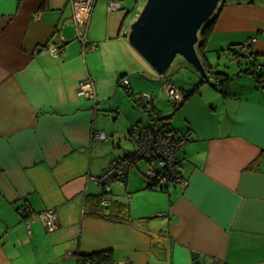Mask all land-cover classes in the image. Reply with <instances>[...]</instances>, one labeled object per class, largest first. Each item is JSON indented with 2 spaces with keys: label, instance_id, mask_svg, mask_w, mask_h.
<instances>
[{
  "label": "crops",
  "instance_id": "crops-1",
  "mask_svg": "<svg viewBox=\"0 0 264 264\" xmlns=\"http://www.w3.org/2000/svg\"><path fill=\"white\" fill-rule=\"evenodd\" d=\"M93 11L84 21L73 0H0V264H79V253L107 250L111 264H264V82L236 75L231 95L220 93L225 111L218 98L211 112L213 129L206 115L208 125L177 152L184 180L150 188L131 137L148 123L128 125L135 150L116 156L112 97L121 73L134 93L133 59L136 70L164 78L120 34L128 8L101 31L91 28ZM234 42L264 59V1L223 6L207 43L211 63ZM53 44L60 55L47 49ZM88 77L100 102L80 92ZM150 96H132L149 115ZM132 157L105 193L99 177ZM114 201L128 204L132 221L111 216ZM47 208L58 215L54 231L38 215Z\"/></svg>",
  "mask_w": 264,
  "mask_h": 264
},
{
  "label": "rangeland",
  "instance_id": "rangeland-1",
  "mask_svg": "<svg viewBox=\"0 0 264 264\" xmlns=\"http://www.w3.org/2000/svg\"><path fill=\"white\" fill-rule=\"evenodd\" d=\"M144 0H121L122 10L118 9L115 11H110L108 0H97L96 5L94 6V19L91 28L97 27L102 24V27L99 31L104 29V25L110 17H113L115 14L123 15L125 13V9L128 8L130 10L129 14L125 17L124 25H129L136 17V9L140 8L143 4ZM240 42H234L233 45H238ZM231 45V44H230ZM101 48V44L97 48H92L90 51H96ZM99 52V51H98ZM218 53H220L221 58L218 57ZM215 55L216 62L215 66L219 69H224L226 72L230 73L233 76L232 82L237 81L236 71L240 68H245L249 61V58L242 57L241 64H239V60L234 58L228 51H220ZM101 54V53H99ZM136 57L141 62L147 63L141 55L138 53ZM131 69L127 71L129 74V80L131 81L132 91L137 93L138 96L142 95L143 92L148 93L149 95H153L154 104L164 113L165 117H170V119L165 118V121H170L171 125L175 127L178 133L186 134L189 136L188 142L194 138L193 134H191V130L195 129L197 126H207L208 122L204 117L206 115L210 119V123L213 129V122L218 118L215 114L211 115V112L217 108L218 98L219 104L221 106V99L223 98L220 92L215 89L213 86L205 83H200V74L198 71L192 66L194 71L187 68V62L178 59L175 62L174 68L172 72L163 77H153L148 72H144V68L140 70H136L135 66L138 65L135 59L132 60ZM141 65V64H140ZM150 67V65L147 63ZM126 70V69H125ZM126 73V74H127ZM157 74V73H156ZM249 75L251 80L257 82L255 76L250 73H244ZM174 84L179 88H193V86H198V90H196L192 95H190L185 103L179 107V109L175 110V100L170 96L168 85ZM149 97V96H148ZM151 98V96L149 97ZM224 99V98H223ZM112 101L114 103V112L119 111V117H117L116 113L113 112L111 115V125L114 127L113 132L120 135L115 137V155H123L126 151L133 152L135 150V145L132 139L130 138V134L128 132V125L131 123L137 122L139 119L144 123H149L154 120H149L148 111L142 112V107L138 104V101H135L130 93V90L127 91L124 84L117 83V91L112 97ZM181 102V101H180ZM179 102V103H180ZM181 104V103H180ZM149 109L152 108V103L149 102ZM179 106V105H178ZM225 111V107L222 109ZM200 114L201 119L196 120L195 115ZM116 116V119H115ZM192 122V125L191 123ZM110 135V133L108 132ZM192 135V136H191ZM187 142V143H188ZM103 143L111 144L112 140L103 141ZM183 147V146H182ZM112 148V147H111ZM112 150V149H111ZM108 152V151H107ZM113 154V152L111 151ZM132 164L130 167H132ZM136 166L140 168L144 173L147 171L149 165L148 163L140 159ZM134 165V168L137 169ZM112 184V183H111ZM114 187V185H113Z\"/></svg>",
  "mask_w": 264,
  "mask_h": 264
},
{
  "label": "water",
  "instance_id": "water-1",
  "mask_svg": "<svg viewBox=\"0 0 264 264\" xmlns=\"http://www.w3.org/2000/svg\"><path fill=\"white\" fill-rule=\"evenodd\" d=\"M227 1L144 0L128 25L126 39L163 77L172 72L178 59L193 66L200 76L208 77L198 46L204 28Z\"/></svg>",
  "mask_w": 264,
  "mask_h": 264
},
{
  "label": "built area",
  "instance_id": "built-area-1",
  "mask_svg": "<svg viewBox=\"0 0 264 264\" xmlns=\"http://www.w3.org/2000/svg\"><path fill=\"white\" fill-rule=\"evenodd\" d=\"M74 4H77L79 8L83 10L84 21L89 18L97 0H73ZM110 11L122 9V3L120 0H108ZM139 8L136 9L137 13ZM81 19L80 16H78ZM128 32V25H124L120 34L126 37ZM81 39L85 44H88L86 36L81 34ZM92 48L95 44H92ZM90 47V48H91ZM48 50L53 55H60L61 48L57 45H52ZM170 96L178 104L184 96L183 89L175 86L174 84L168 85ZM80 92L85 94L87 97L95 98L97 102H100V98L95 92L94 80L91 77L85 79L80 85ZM144 97L149 98L150 95L147 93L142 94ZM149 96V97H148ZM96 136L100 139H105L107 136L103 131H97ZM131 137L136 143V154L137 157H145L148 162L147 175L150 181L156 182L158 190L166 183L174 182L179 183L183 179L180 170L178 169L177 152L179 149L188 142L189 136L180 134L174 130L166 128V126L160 123H148V124H135L131 129ZM136 156L135 154H133ZM129 160H115L112 161L108 171L99 177L103 183L117 175L122 177L126 174ZM163 184V185H162ZM105 188L110 190V184H105ZM42 219L47 230L54 231L59 227V219L57 212L53 208H47L38 213Z\"/></svg>",
  "mask_w": 264,
  "mask_h": 264
},
{
  "label": "trees",
  "instance_id": "trees-1",
  "mask_svg": "<svg viewBox=\"0 0 264 264\" xmlns=\"http://www.w3.org/2000/svg\"><path fill=\"white\" fill-rule=\"evenodd\" d=\"M235 1H237V2L246 1L248 3L255 2V0H235ZM227 2H225L223 4V6ZM223 6H222V8H223ZM220 11H219V13H220ZM219 13L204 28V30L201 34L202 38H201V42L198 46V49H199L200 54L202 55V58H203L205 66H206V69L209 73V76L208 77L200 76L199 82L202 84L203 83L210 84L215 89H217L224 97H227V96L231 95V93H232L231 92V82L233 80V76L230 73L226 72L224 69H219L217 67V65L215 66L214 64L211 63V61L208 58V51L209 50L207 49L208 39H209L211 32L213 31L214 24L216 22V19L218 18ZM227 51L229 52V54H231L234 58H237L238 60L240 59V57L249 58L247 66L245 68H240L236 75H239L241 73L253 74L257 80V83L259 85H263V82H264V59H262V61H260L259 56L252 50V47L250 45L247 46V45H243V44H241V45L231 44L227 47ZM187 68L194 71L192 66H190L189 64H187ZM122 76H124V73H121L119 76L120 83H121V78H123ZM181 89H183L184 96L180 102L181 104L180 103L174 104L175 110L179 109V107H181L185 103V100L190 95H192L196 90H198V86L197 85L193 86V88L182 87ZM130 93H131V96L134 97V93H132L131 91H130ZM148 110L150 112V117H153L152 120H154V121H151L150 123H153V122L160 123L161 125L166 126V128H168L170 130L180 132V131H177L175 129V127H173L171 125L170 121H165V118L170 119V117H165L161 113L160 109L158 110L155 105H153L152 108L148 109ZM180 134H182V133H180ZM183 135H186V134H183ZM177 159H178V157H177ZM132 160H133V157L131 159H129V162L131 163ZM177 164H178V162H177ZM148 183H149L148 187H150V188L156 187V185L154 183H152L151 181L150 182L148 181ZM164 188H165V186L163 185L162 187H160V190L163 191ZM103 189H104V192L106 193L105 187ZM156 189H157V187H156ZM100 200H101V197L99 194L92 196V202L93 203L97 204L98 202H100ZM112 211L113 212L111 213V216L113 218H117L118 220H122V217H123V219L128 217L129 220H131V217L129 216L127 203H123L121 201H114V203L112 205ZM111 255L112 254L109 252V250H107V251H95V252H91V253H79V256L77 259H78L79 264H111L113 262Z\"/></svg>",
  "mask_w": 264,
  "mask_h": 264
},
{
  "label": "flooded vegetation",
  "instance_id": "flooded-vegetation-1",
  "mask_svg": "<svg viewBox=\"0 0 264 264\" xmlns=\"http://www.w3.org/2000/svg\"><path fill=\"white\" fill-rule=\"evenodd\" d=\"M169 183H174V182L171 181V182H169Z\"/></svg>",
  "mask_w": 264,
  "mask_h": 264
}]
</instances>
